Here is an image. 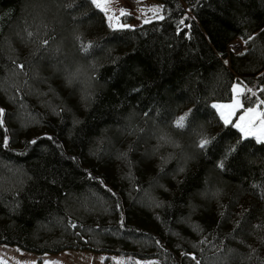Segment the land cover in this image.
<instances>
[{"label": "trees", "instance_id": "trees-1", "mask_svg": "<svg viewBox=\"0 0 264 264\" xmlns=\"http://www.w3.org/2000/svg\"><path fill=\"white\" fill-rule=\"evenodd\" d=\"M159 1L121 29L90 0H0V244L264 264V144L212 107L235 82L264 100V0Z\"/></svg>", "mask_w": 264, "mask_h": 264}, {"label": "rangeland", "instance_id": "rangeland-1", "mask_svg": "<svg viewBox=\"0 0 264 264\" xmlns=\"http://www.w3.org/2000/svg\"><path fill=\"white\" fill-rule=\"evenodd\" d=\"M101 9L105 12L108 24V18H112L111 27H117L118 24L134 26L142 23L145 19L153 20L163 16L162 3L159 0H104ZM123 15H130L131 20L124 22L122 20ZM230 48L239 52L243 50L244 44L237 40L230 43ZM236 84L240 83L235 82L233 87ZM240 87L243 91L242 84H240ZM235 99H240L242 102L241 95L237 97L232 92L231 99L225 101L215 100L213 105L225 106L215 108L220 116L223 112V115L233 124L241 123L244 127L250 128L259 134L260 121L255 113L245 116V120L240 121L238 117L244 115V109L237 108L233 110L228 107L234 103ZM259 111H264V105L260 106ZM221 118L223 119L222 116ZM249 120L252 121L251 124L248 123ZM129 259V257L123 255L94 252L88 249H65L58 253L39 254L24 250L16 245L0 244V264H128L130 263ZM133 261L135 264H162L157 258H134Z\"/></svg>", "mask_w": 264, "mask_h": 264}, {"label": "snow or ice", "instance_id": "snow-or-ice-1", "mask_svg": "<svg viewBox=\"0 0 264 264\" xmlns=\"http://www.w3.org/2000/svg\"><path fill=\"white\" fill-rule=\"evenodd\" d=\"M103 2H104V0H90V3L92 5H94L98 9H100L102 7V3ZM111 19H112L111 17L108 18L109 26H112L111 25ZM159 19L163 20L164 17L160 16ZM143 22L145 24H147V23L150 22V20L145 19ZM180 23L183 24V21H181ZM117 27L123 29V28H130L131 26L127 25V24H118ZM33 35L34 34L32 32H27V36L29 38H31ZM250 39H253V37H249V40ZM48 43H49L48 39L41 40V44L43 46H45V47L48 45ZM243 43L247 44L248 40H244ZM81 47H82V50L85 53H87L88 50H89L90 45H82ZM243 54L244 53H241V55H243ZM225 63H227V61H225ZM18 67L22 69L23 65L20 64V65H18ZM65 75H66L67 83L69 85L73 84L74 82H79L82 85H84V89H85V92H86V98H87V95H90V93L88 92V89L90 87L91 77H87L86 74L84 73L83 69L80 66H77L75 69H72V70L66 69L65 70ZM248 91L251 92V89H249ZM233 92L236 94L237 97L241 95L242 89L240 87V84H236L233 87ZM246 99H248L251 103H254L255 107H247V108H245L244 104L241 102L240 99H235L234 103L232 105L228 106V107H231L233 110L237 109V108H243L244 109V115H241L240 117H238V119L240 121H244L245 120V116H248V115H251V114L255 113L256 116L259 118V121H260L259 134H257L256 131H253L250 128L244 127L241 123L233 124V127L238 128L242 133H244V136H243L242 139H248L249 137H254L256 143L264 144V111H259L260 106L264 105V100L252 101L250 96H247ZM212 107L213 108H222V107H225V106L215 105L214 104V105H212ZM3 113H4V110L0 109V124L3 123V121H2ZM221 116L224 119V124L225 125H228V124L231 123V121H229L227 119V117H225L223 115V112L221 113ZM184 121H185V117H183V116L180 117V119L176 121V125L175 126L177 128H179V129H183L185 127ZM74 123H78V121H74ZM248 123L251 124L252 121L249 120ZM48 139H51V137H48ZM157 139H158V141L161 144L172 145L173 147H177V148L180 147L173 140H171V138L168 136L167 133L161 132L158 135ZM4 143L6 144V141ZM31 143L35 144L36 141L33 140V141H31ZM209 144H210V140L209 139L201 138L199 140L198 144H197V147L199 149H201V150H206ZM122 155L126 156V154H122ZM225 155L227 156L228 153L226 152ZM217 166L220 169H223L225 167V164H224L223 161H221ZM180 171H183V168H181ZM108 191H111V190H108ZM213 195H218V193H214ZM121 223H122V221H121ZM72 227L75 228L76 225L72 224ZM192 259H195V256H192ZM197 264H199V261H197Z\"/></svg>", "mask_w": 264, "mask_h": 264}]
</instances>
